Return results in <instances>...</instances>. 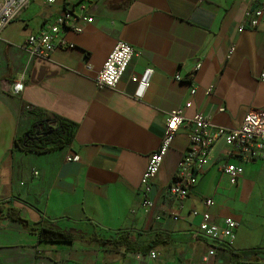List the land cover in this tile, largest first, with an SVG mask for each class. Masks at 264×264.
Masks as SVG:
<instances>
[{
    "label": "crops",
    "instance_id": "1",
    "mask_svg": "<svg viewBox=\"0 0 264 264\" xmlns=\"http://www.w3.org/2000/svg\"><path fill=\"white\" fill-rule=\"evenodd\" d=\"M258 3L32 0L0 32V264H148L149 253L100 244L122 233L135 243L129 248H144L160 235L164 243L153 264H264V161L227 158L220 141L189 195L168 194L197 113L233 129L249 111L264 109V18L258 30L245 27V13ZM81 10L92 21H78L82 33L62 34L74 48H59L50 60L22 49L29 35ZM118 41L139 54L115 89L98 88L95 79ZM146 71L151 79L141 92L133 78ZM22 76V92L14 95ZM188 102L186 121L154 181L153 205L144 207L140 183L149 157L161 144L169 113ZM48 117L75 127L70 145L44 154L14 148ZM225 163L243 167L237 185L222 172ZM205 212L217 223H239L233 245H217L214 256L205 240L191 235ZM13 217L76 239L42 244Z\"/></svg>",
    "mask_w": 264,
    "mask_h": 264
},
{
    "label": "built area",
    "instance_id": "2",
    "mask_svg": "<svg viewBox=\"0 0 264 264\" xmlns=\"http://www.w3.org/2000/svg\"><path fill=\"white\" fill-rule=\"evenodd\" d=\"M32 0H0V32L10 24L23 11ZM54 3L55 0H48ZM246 28L258 30L264 18V0H259L258 5L245 13ZM91 22V18L81 11H69L64 13L52 23L45 25L44 29L36 34L29 35L22 49L31 58L50 60L53 53L59 48H74L73 44L67 43L63 38L64 31L72 30L82 33L78 21ZM139 54L131 45L118 41L104 63L103 69L95 79L98 88L115 89L135 56ZM196 65L193 71H197ZM22 76L13 84L12 93L19 95L23 89ZM151 71H146L140 77H134L133 81L139 86L141 92L149 87ZM177 81H182L181 76H176ZM259 81L264 83V67ZM208 92H211L209 90ZM195 89L191 90L194 95ZM186 103L184 107L173 109L167 118L163 139L157 151L148 160V165L141 179L142 205L151 207L153 205L150 194L154 181L160 171L165 156L171 148L179 128L185 123L184 108L190 107ZM189 143L183 153L178 170L172 183L168 187V194L174 199H184L196 186L201 167L205 162L210 150L220 141L227 147V158L236 159L243 164L256 161H264V109L249 111L238 128L216 127L210 124L209 119L203 113H197L190 120ZM71 160V159H69ZM222 172L227 175L232 185H237L243 173V167L231 163L222 166ZM212 200L207 199L206 205L210 206ZM239 223L232 218H225L221 223L212 220L208 212L202 214V220L198 228L191 233L195 238L206 241L210 247L208 256L216 254L217 245L232 246L236 239V230ZM158 253L153 250L148 254V264H153L158 259ZM239 264H251L241 262Z\"/></svg>",
    "mask_w": 264,
    "mask_h": 264
},
{
    "label": "trees",
    "instance_id": "3",
    "mask_svg": "<svg viewBox=\"0 0 264 264\" xmlns=\"http://www.w3.org/2000/svg\"><path fill=\"white\" fill-rule=\"evenodd\" d=\"M75 127L69 123L48 117L44 121L37 122L28 133L21 139L14 142L15 149H21L27 153L33 152L44 154L51 152L57 148L70 145L74 138ZM22 227L28 232L34 233L38 237V241L42 244H71L75 241L76 236L68 231L60 230L53 226H30L27 221L20 217H13ZM132 243L129 234L122 233L116 238H107L100 241V244H109L111 246L124 245L127 252H143L147 254L150 251L156 250L164 242H160V235L149 240L144 248H129L127 245Z\"/></svg>",
    "mask_w": 264,
    "mask_h": 264
}]
</instances>
